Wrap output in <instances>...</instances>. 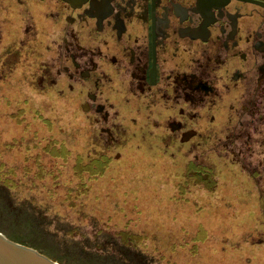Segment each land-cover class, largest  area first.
<instances>
[{"label": "flooded vegetation", "instance_id": "flooded-vegetation-1", "mask_svg": "<svg viewBox=\"0 0 264 264\" xmlns=\"http://www.w3.org/2000/svg\"><path fill=\"white\" fill-rule=\"evenodd\" d=\"M0 43L73 109L117 119V149L124 130L172 150L187 186L225 167L264 194V0H0Z\"/></svg>", "mask_w": 264, "mask_h": 264}, {"label": "trees", "instance_id": "trees-1", "mask_svg": "<svg viewBox=\"0 0 264 264\" xmlns=\"http://www.w3.org/2000/svg\"><path fill=\"white\" fill-rule=\"evenodd\" d=\"M16 52H18V47L0 43V96L4 102H18L21 107L20 125L11 129L5 128V125H0V143L4 147L2 149L4 152L0 153V224L2 222L9 227L10 232L5 235L7 238H13H8L9 240L33 248L51 260L64 264L61 257L53 253L54 247L49 245L53 244L51 236L54 234L50 229L51 224L45 218H40V216L37 218L36 216L39 214L47 218L46 213H49L47 211L52 208V206L46 205L41 208L37 203V199L41 195H44L47 200H51V196L55 193L49 189L41 188L45 183L44 180H50L51 184L61 186L60 202L64 203L65 209L71 208L68 202H77L78 205L75 206V209L78 208L82 215L76 216L74 220L77 218L84 225L95 222L94 224L100 223L103 228L108 226L116 228V230L118 229L116 233L121 236L123 242L126 239H130L132 242L135 240L138 248L143 250L144 252H141L146 256L149 254L146 247L147 242H152L160 252L166 250L169 253L177 252V257H173L178 260L177 264H222L225 256L230 258L232 264H264V243H257L248 246V248L246 246L248 251L231 247L229 252L221 253V251H214L216 249L209 246L193 247L196 244H192L191 247H188L186 243L193 238H189L182 232H187L186 228L176 230L179 231V235L175 237L176 241L171 242L159 241L157 236L151 235L150 230H144L138 234L135 227H138L137 224L143 221L142 218H144L145 213L142 204L140 210L134 209V206L131 207L129 203L132 197L130 191L133 187L150 191L147 183H145L148 173V176H154L158 181L153 185L155 190L159 188L160 182L169 183L171 181L170 185H174V189L181 198L183 187L181 188L177 184V175L163 171L161 168L155 171L153 169L156 167L151 168L148 165L150 168L143 166L142 173H140L142 177L138 179L137 174L132 171H138L137 166L125 167L122 162L112 160L105 155L85 159V149L89 145V135L94 132L95 123L85 119L84 135L79 125L82 118L74 120L76 123L72 133L77 134L78 137H75L76 141L71 145L70 139L73 136L70 135L72 134H68V138L63 137V133H59L57 130V128L62 130L59 120L57 119V124L56 120L53 121L51 118L50 111H55V108L52 109L49 105L53 101L50 97L52 96V88L47 83L40 86L36 80V74L41 68L40 64L23 59L19 54L16 59L18 62L11 63V58ZM59 98L63 104L65 103L67 107H70L59 109L66 112L73 109L65 98L60 96ZM41 99L42 102L38 101ZM44 100L46 103H43ZM46 105L51 108V110L49 108L50 111L45 108ZM2 112L5 113L4 110ZM55 112L53 113L55 114ZM92 123L93 127H91ZM67 124L65 125L67 126ZM36 127L40 128V132ZM41 132L51 134V139H43ZM55 133L58 134L57 137ZM60 135L63 138H59ZM23 142L31 146V149L28 148L20 156L17 154L12 156L9 152L11 147H17ZM120 164L121 167H119ZM164 176L165 179H163ZM26 178L28 181L25 183ZM103 183L112 187V191H116L117 188V194L104 192L105 194L101 195L100 193L103 192L99 186H102ZM143 186L146 187L141 188ZM163 187L166 188V184ZM86 189L89 190L86 191ZM112 202L117 205H112ZM26 204H29V210L22 208V206H27ZM128 205L130 207L126 208ZM73 214H77V211H74ZM43 237H50V243L47 242L48 238L46 241ZM178 237H180L179 240ZM164 256L159 255L157 258L162 259ZM127 260L131 262L133 259Z\"/></svg>", "mask_w": 264, "mask_h": 264}, {"label": "rangeland", "instance_id": "rangeland-1", "mask_svg": "<svg viewBox=\"0 0 264 264\" xmlns=\"http://www.w3.org/2000/svg\"><path fill=\"white\" fill-rule=\"evenodd\" d=\"M18 54L19 53L16 52L13 55L11 63H14V61L18 62V60H16ZM38 74H36V80H39ZM51 92L52 96L50 97L53 101H51L49 105L52 109L55 108L56 112L52 111L49 107L50 111L47 105L45 108H47L54 117L51 116L53 121L56 120L58 124L59 120V125L62 130H59V128H57V130L59 133H63V137L68 138V134H72L70 135L73 136L70 139L71 145L76 141L75 137H78L77 134L72 133L76 123L74 120L82 118L79 121V125L84 135L86 127L85 119L95 123L94 132L89 135V145L85 149V159H89L90 157L98 158L99 156L105 155L109 156L112 160L122 162V164H125V167L129 165L137 166L138 171H132L137 174L136 177L138 179L142 177L140 173H142L143 166H150L151 168L156 167L153 169L155 171L161 168L163 171L177 175V184L180 185L181 188L183 187L181 198L174 189V185H170L171 181H169V183L160 182L158 185L159 188L155 187V190L153 185L158 181L154 176H148V173V178L145 180V183H147L150 191H143V189L139 187L132 188L130 192L132 197L134 196L135 198L133 199L131 197V202L127 199L125 200L131 204V207L134 206V209L140 210V205L142 204L143 212L145 213L144 218H142L143 221L137 224L138 227H135L137 233L150 230L152 233L151 235L154 237L157 236L159 241L171 242L176 241L175 237L179 235V231L176 230H184L186 228L188 231L182 232L188 235L189 238H193L186 243L188 247H191L192 244H196L193 247H198L200 245L209 246L216 249L214 251H221V253H227L233 247L248 251L246 246L248 248V246L257 243H264V204L258 205L256 202L257 195H261L264 198V194L260 192H251L244 187L246 185L242 183L245 181L243 180V176L239 175L238 171H226L225 167L220 169L218 173L220 178L218 186H215V183L211 179L209 182L200 186H187L185 180L188 175L186 171L182 174L178 164L179 159H169L172 150L170 151L167 149L166 152L168 155H165L164 147H156L151 143L149 138L147 140L136 137L132 138L130 132L124 136V130L119 131L120 136H122L123 139L129 140L126 143L125 149H117V119H115V123L104 125L101 122V116L98 114L95 115L92 110L88 113L75 108H71L72 110L67 112L61 110L59 109L61 107L67 109L70 107H67L65 103L63 104V102H61L56 90L54 91L53 89L52 91L51 89ZM38 101L42 102V99ZM43 103H46V101L44 100ZM2 110H4L5 113H3ZM53 112H55V114ZM20 115L21 107L18 102H4L0 96V125H5L7 129L17 127L21 124ZM116 115L117 111L115 116ZM96 120L98 124H96ZM64 121H66V123H64ZM93 123L91 127H93ZM65 124H67V126ZM36 128L40 132V128ZM100 129L103 130V132H100ZM108 129H111V137L104 133L107 132ZM40 134L45 140L48 138L51 139V134H44L43 132ZM138 135L140 136V134ZM55 136L57 137L58 134L55 133ZM63 137L60 135L59 138ZM110 138H112L113 142H110ZM20 144L21 145L17 147H11L9 152L12 156L15 154L20 156L28 148L29 150L31 149V146L27 145L25 142ZM2 149H4V147L0 143V153L4 152ZM6 149H8V147H6ZM117 155H119L118 160ZM119 167H121V164ZM163 179H165V176ZM231 180L236 182L238 187L233 185ZM27 181L28 179L26 178L24 182L26 183ZM43 182L45 183H43V186L41 185V188L49 189L55 193L51 196V200H47L44 195H41V197L37 199L38 206L42 208L46 205L52 206V208L47 211L49 212L46 213L48 216L47 218L39 214L36 216L37 218L39 216L40 218H45L47 222L51 224L50 229L54 234L51 236L53 244L49 245L54 247L53 253L61 257L64 264H177L176 262L178 260L174 259L177 257V252L169 253L167 250L160 252L152 242H147L146 247L149 254L146 253L148 255L146 256L143 253L144 251L138 248L137 243L134 242L135 240L132 242V240L126 239L125 242H123L121 236L116 233L118 229L116 230V228L109 226L103 228L100 223L94 224L95 222L91 221L90 224L84 225L81 221H78L79 219L77 220L76 218V220H74L76 216L82 215L78 208L75 209V206L78 205L77 202H68L71 208H68V210L65 209V207H63L64 203L60 202L61 186L51 184L50 180H44ZM165 184L167 186L166 188L163 187ZM65 187L68 186L65 185ZM145 187L146 186H143L141 188ZM26 188H29V186H26ZM41 188H39V190H41ZM99 188H101L100 190L103 192L100 193L101 195L105 194L104 192L109 194L111 192L113 195L117 194V188L116 191H112V187H109V185L105 183L99 186ZM63 190H65V188H63ZM88 190L89 189H86V191ZM120 199L124 200L123 198ZM175 199L180 202H176L177 200ZM182 199H184L185 202L181 201ZM26 205L27 206H22V208L29 210V204ZM112 205L116 206L117 204L112 202ZM179 205H181V207H178ZM128 207H130V205L126 206V208ZM59 209L60 211L57 212ZM74 211H77V214L74 215ZM0 232L7 235L10 232L9 227L1 222ZM8 238L13 239L11 237ZM43 238L46 241L48 238L47 242L50 243V237ZM179 239L180 237H178V240ZM159 255L165 256L161 259L157 258ZM125 258L133 260L130 262ZM133 261L134 263H132ZM222 264H232V262L228 256H225Z\"/></svg>", "mask_w": 264, "mask_h": 264}, {"label": "water", "instance_id": "water-1", "mask_svg": "<svg viewBox=\"0 0 264 264\" xmlns=\"http://www.w3.org/2000/svg\"><path fill=\"white\" fill-rule=\"evenodd\" d=\"M0 264H59L37 250L9 240L0 232Z\"/></svg>", "mask_w": 264, "mask_h": 264}]
</instances>
